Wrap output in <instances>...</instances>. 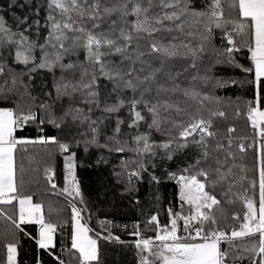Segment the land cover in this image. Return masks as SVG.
Segmentation results:
<instances>
[{
	"label": "snow or ice",
	"instance_id": "snow-or-ice-1",
	"mask_svg": "<svg viewBox=\"0 0 264 264\" xmlns=\"http://www.w3.org/2000/svg\"><path fill=\"white\" fill-rule=\"evenodd\" d=\"M35 11L37 16L41 11L45 13L43 23L40 19L32 21L37 33L40 29L46 30L42 42L25 35L32 27L28 17L17 18L14 30L0 15V100L14 102V107H0V205L18 203V213L9 215L0 208V217L21 231V224H39L37 243L41 248L54 247L57 225L46 222L43 206L34 204L32 196L21 191L23 182L17 177V150L27 151L28 145L55 144L62 153H69L65 157L67 175L62 191L70 197H80L82 202L75 175V153L70 152V144L60 142L55 136L26 139L17 137L16 133L29 123H49L60 128L71 120L87 123L91 139L85 141L86 148L96 145L110 152L137 154L136 160L123 164L125 169L130 164L136 165L125 172L130 186L133 178L140 180L142 172L147 170L140 159L144 154L155 156V149L161 148L171 160L175 151L190 144L201 150L202 156L194 164L171 174L179 185L180 207L187 205V213L175 212L169 207V220L165 224H161L159 213L152 215L146 227L155 226L154 238H144L140 225H133L132 235L138 238L135 248L139 264H245V261L264 264V110L260 98L264 79V0H205L199 8L195 0H43ZM20 25L27 27L20 29ZM214 30H220L221 38L228 45L222 55L226 53L231 58L233 52L240 51L235 35L241 36L242 46L251 53L253 67L244 71L254 72L255 101L245 102L244 110L237 104L234 114L246 115L260 138L258 164L253 168L243 160V154L248 151L246 145L239 142L233 150V138L229 135L220 139L214 129V119L227 117L220 107L221 100L195 87H182L178 82L182 73H173L169 68L168 62L174 59H188L189 67L196 68ZM193 40L197 43L193 44ZM5 55L11 56L15 65H22L21 71L8 66L3 59ZM56 69L61 72L55 84L57 99L75 98L79 94L82 103L111 114L125 107L122 93L131 90L139 96L127 101L131 114L129 127L138 128L148 115L151 117L148 128L160 131L162 123H171L178 129L177 136L169 132L167 141L155 144L150 142L148 134H137L133 137L136 146L129 148L126 141L118 138L119 125L123 123L118 119L114 134L100 144L98 136L103 120L91 118L93 107L85 111L69 106L63 115L56 116L51 105L35 104L36 98L23 77L28 75L31 79L39 70L54 72ZM101 79L112 84L108 95L116 94L114 103L105 101L102 107ZM216 83L224 86L220 81ZM146 94L151 99H146ZM177 94L184 99L174 101L172 97ZM41 111L45 114L43 118ZM172 113L188 119L175 120ZM235 131V127L227 129L229 134ZM210 140L214 141L211 145ZM173 145L175 149L169 151ZM249 172H258V179L250 178ZM44 174L51 182L54 169L48 166ZM217 188L221 189L219 195L224 204L217 198ZM237 199L246 211L228 216L224 205L233 204ZM81 211L72 205L75 221L72 247L79 252L80 264H100L98 239L90 236L92 230L81 223ZM101 223L103 226L105 222ZM104 239L119 241V237L111 235ZM5 247V264H17V242H8Z\"/></svg>",
	"mask_w": 264,
	"mask_h": 264
},
{
	"label": "trees",
	"instance_id": "trees-1",
	"mask_svg": "<svg viewBox=\"0 0 264 264\" xmlns=\"http://www.w3.org/2000/svg\"><path fill=\"white\" fill-rule=\"evenodd\" d=\"M205 3V0H195L199 8ZM43 0H0V15L4 16L10 26L16 30L17 18L28 17L29 24L35 19H40L43 23L45 13L41 11L37 16L35 9L41 7ZM103 26V25H102ZM26 25H20V29L26 28ZM25 35L38 42H42L46 35V30L40 29L37 33L36 26L32 24L31 28L25 31ZM235 35V34H234ZM170 39V37H169ZM239 52H233L231 58L228 55L221 54L228 46L226 40L221 38L220 30H214L213 38L205 43V52L199 60L197 67H189L188 59H174L168 62L169 68L173 73H182L178 82L182 87H195L197 90L218 97L221 100L220 107L226 111V118L214 119V129L218 132L219 138L227 136L233 138V150H236V144L243 142L248 151L243 154V160L249 168L258 164V155L260 148V139L257 138L255 131L250 126V121L246 115L236 117L234 109L239 104L241 110H244L245 102L255 101L256 85L254 83V72H246L245 68L253 67L251 53L242 46V38L235 35ZM197 43L196 40L192 41ZM39 58V52H37ZM83 53L79 59H83ZM8 66L13 67L17 72L21 71L22 65H15L12 57L5 55L3 57ZM76 59V57H73ZM187 69V71H185ZM61 72L56 69L54 72L39 70L23 77L25 83L29 85V91L36 98L35 104L46 103L52 106V111L56 116H61L69 108L81 107L87 111L88 107H93L90 113L93 120L102 119L101 134L98 136L100 144L106 142V137L114 134L117 126V120L123 121L119 125L120 133L118 138L126 141L129 148L135 147L133 137L137 134H148L150 142L160 144L169 139V132L173 137L177 136L178 129L171 126V123H162L161 130L148 128L151 123V117L146 115L145 121L140 122L138 128H131V114L127 106V101L134 96L138 98L139 93H133L131 90H125L121 98L126 100L125 107L117 113H104L100 108L86 105L81 102L79 94L75 98L67 96L60 99L56 98L55 84L60 77ZM196 76V80L192 77ZM217 81L224 86H217ZM100 99L101 107L106 101L112 104L116 100V94L111 93L112 84L104 79L100 80ZM51 93V95H48ZM146 99L151 96L146 94ZM261 107L264 106V79L260 85ZM172 99L183 100L184 98L177 94ZM192 104V101H188ZM0 106L14 107V102L0 100ZM38 110V109H37ZM44 117V112H40ZM175 120L187 121V116H176L172 113ZM235 127L236 131L229 134L227 129ZM43 128V131L40 129ZM17 137L26 139H37L40 136H55L60 142L70 144V152L75 153V174L79 182L80 197L68 196L63 192L65 183L64 156L58 146L48 145H28L27 151L17 150V177L23 182L21 191L23 194L31 195L32 198L43 206V215L45 221H51L57 225L55 232L54 247L41 248L37 243L38 224H21L20 229L14 228L9 221L0 217V263L6 260V247L8 242H17V264H80L79 252L72 247V205L80 208L82 220L92 231L90 234L98 239L100 249V264H139L140 257L135 248V242L138 239L132 235L135 231L133 225L139 224L140 231L144 238H154L156 233L153 231L154 225L146 227L148 219L159 213L161 224L168 222L169 217L167 209L171 207L175 212L188 211L185 205L181 209L179 200V185L176 180L171 178V174L180 173L181 170L194 164L202 156L199 147L190 144L187 148L175 151L171 160L166 158L164 149L156 148V155L144 154L140 159L145 163L147 170L142 172V178L136 180L133 178L130 186L125 172L136 167L130 164L128 169L123 167L125 161H134L137 154L131 151L124 153L110 152L106 148L96 145L85 146V141L91 139V132L87 123H72L66 121L60 128L52 124L45 123L38 125L29 123L22 130H18ZM243 138V139H241ZM190 140L193 138H189ZM73 140L78 141L74 143ZM253 141L255 144L253 145ZM210 145L214 141H209ZM173 148L169 151H173ZM51 166L54 169V176L49 182L44 174V169ZM155 176L157 179L153 180ZM249 177L258 179V172H249ZM158 181V182H157ZM56 187L53 188L52 185ZM131 188V190H130ZM221 189H215L217 198ZM258 195V189H257ZM9 215L16 213V202L13 205H0ZM225 213L231 216L232 213H241L246 210L238 199L233 204L224 205ZM101 222H105L102 226ZM231 223V221H228ZM182 223V222H181ZM97 234H99L97 236ZM111 235L119 237L115 239H104ZM222 247H224L222 245ZM245 264H248L245 261Z\"/></svg>",
	"mask_w": 264,
	"mask_h": 264
},
{
	"label": "crops",
	"instance_id": "crops-1",
	"mask_svg": "<svg viewBox=\"0 0 264 264\" xmlns=\"http://www.w3.org/2000/svg\"><path fill=\"white\" fill-rule=\"evenodd\" d=\"M0 107H3V106H0ZM262 108V110H264V106L263 107H261ZM32 200H33V203L34 204H36V203H38V204H40L39 202H36L33 198H32ZM42 211H43V209H42ZM16 213H18V203L16 202ZM73 215V214H72ZM46 222H48V221H46ZM81 223L82 224H85L84 223V221L81 219ZM74 224H75V221L72 219V226H73V235H74V231H75V229H74ZM87 226V225H86ZM73 235H72V241H73ZM89 235L90 236H92L91 234H90V232H89ZM93 237V236H92ZM94 238V237H93ZM40 239V225L38 224V228H37V241ZM54 242H55V233H54V239H53V244H54ZM50 247V246H49ZM0 264H5V262H3V263H0Z\"/></svg>",
	"mask_w": 264,
	"mask_h": 264
},
{
	"label": "rangeland",
	"instance_id": "rangeland-1",
	"mask_svg": "<svg viewBox=\"0 0 264 264\" xmlns=\"http://www.w3.org/2000/svg\"><path fill=\"white\" fill-rule=\"evenodd\" d=\"M68 155H69V153H65V156H64L65 177H66V175H67V169H66V166H65V157L68 156ZM75 175H76V174H75ZM65 186H66V179H65V183H64V188H65Z\"/></svg>",
	"mask_w": 264,
	"mask_h": 264
},
{
	"label": "built area",
	"instance_id": "built-area-1",
	"mask_svg": "<svg viewBox=\"0 0 264 264\" xmlns=\"http://www.w3.org/2000/svg\"><path fill=\"white\" fill-rule=\"evenodd\" d=\"M258 139H260L258 136H257ZM246 211V210H245Z\"/></svg>",
	"mask_w": 264,
	"mask_h": 264
}]
</instances>
